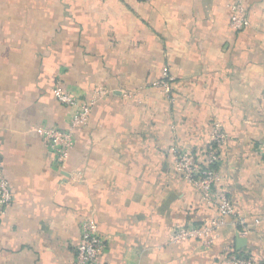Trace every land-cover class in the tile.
Listing matches in <instances>:
<instances>
[{"label":"crops","instance_id":"0c3cea01","mask_svg":"<svg viewBox=\"0 0 264 264\" xmlns=\"http://www.w3.org/2000/svg\"><path fill=\"white\" fill-rule=\"evenodd\" d=\"M166 65L175 100L153 86ZM57 84L79 102L105 92L63 167L36 131L70 126ZM216 128L220 186L262 222L244 235L233 219L211 247L174 244L173 230L216 211L175 172L172 149L203 155ZM0 168L14 192L0 264H76L90 218L101 264L263 260L264 0H0Z\"/></svg>","mask_w":264,"mask_h":264},{"label":"built area","instance_id":"2783aa9c","mask_svg":"<svg viewBox=\"0 0 264 264\" xmlns=\"http://www.w3.org/2000/svg\"><path fill=\"white\" fill-rule=\"evenodd\" d=\"M148 1V0H146ZM245 7L234 4L232 6L231 26L242 29L249 25L245 15ZM173 77L169 66H164L162 76L153 83L170 100H175ZM56 99L72 108L70 126L62 129L55 126L39 125L37 133L49 144L55 153L58 166L63 167L76 141V131L85 126L90 118L93 106L104 90L100 89L90 100L79 102L68 90L57 84L54 88ZM227 135L220 128L212 134V142L203 155H198L181 148H173V166L178 175L194 185L200 192L207 206L215 209L216 214L202 224L180 226L173 230L171 242L176 244L182 241L196 239L205 247H211L217 240L219 233L235 219L240 226V232L249 234L262 221L256 219L254 223L240 213L232 203L227 191L220 184L222 173L218 167L222 149L226 146ZM14 192L7 178L0 168V214L11 203ZM105 250V242L99 234L97 223L93 218L85 219L81 224V242L77 248L76 264H101V257ZM223 264H264L263 261H254L245 255H229Z\"/></svg>","mask_w":264,"mask_h":264},{"label":"water","instance_id":"95a60500","mask_svg":"<svg viewBox=\"0 0 264 264\" xmlns=\"http://www.w3.org/2000/svg\"><path fill=\"white\" fill-rule=\"evenodd\" d=\"M243 241H240V243L242 244Z\"/></svg>","mask_w":264,"mask_h":264},{"label":"trees","instance_id":"16d2710c","mask_svg":"<svg viewBox=\"0 0 264 264\" xmlns=\"http://www.w3.org/2000/svg\"><path fill=\"white\" fill-rule=\"evenodd\" d=\"M261 261H263V262H264V259H263V260H261Z\"/></svg>","mask_w":264,"mask_h":264},{"label":"rangeland","instance_id":"374dc122","mask_svg":"<svg viewBox=\"0 0 264 264\" xmlns=\"http://www.w3.org/2000/svg\"><path fill=\"white\" fill-rule=\"evenodd\" d=\"M178 174V173H177ZM222 182V181H221Z\"/></svg>","mask_w":264,"mask_h":264}]
</instances>
